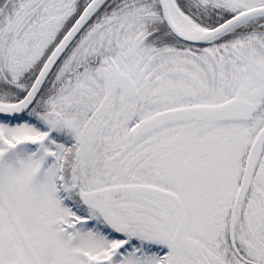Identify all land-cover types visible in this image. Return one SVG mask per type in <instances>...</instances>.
<instances>
[{
  "label": "snow or ice",
  "instance_id": "snow-or-ice-1",
  "mask_svg": "<svg viewBox=\"0 0 264 264\" xmlns=\"http://www.w3.org/2000/svg\"><path fill=\"white\" fill-rule=\"evenodd\" d=\"M0 264H264V0H0Z\"/></svg>",
  "mask_w": 264,
  "mask_h": 264
}]
</instances>
